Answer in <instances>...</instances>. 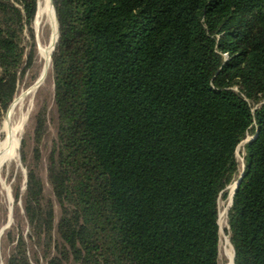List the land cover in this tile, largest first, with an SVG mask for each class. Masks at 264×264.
<instances>
[{
	"label": "trees",
	"instance_id": "trees-1",
	"mask_svg": "<svg viewBox=\"0 0 264 264\" xmlns=\"http://www.w3.org/2000/svg\"><path fill=\"white\" fill-rule=\"evenodd\" d=\"M38 1L0 0V123L42 72ZM54 4V91L23 136L4 264H223L241 175L235 264H264V0Z\"/></svg>",
	"mask_w": 264,
	"mask_h": 264
},
{
	"label": "rangeland",
	"instance_id": "rangeland-1",
	"mask_svg": "<svg viewBox=\"0 0 264 264\" xmlns=\"http://www.w3.org/2000/svg\"><path fill=\"white\" fill-rule=\"evenodd\" d=\"M51 15H52L51 10L48 6L47 0H39L38 6H37V14H36V18L34 21L33 28H34V31H35V34L37 37L39 63L42 64V72H41L40 77L43 76L45 68H46V60H45V57L41 55V49H47V48L51 47L52 39H53V36L55 34V28H54V24H53V20H52ZM59 30H60V27H59ZM52 57H53V54H51V66H50V69L48 71L47 78H49V76L51 75V69H52V63H53ZM31 87L26 89L24 86V83L18 84L19 94L14 99L12 104L15 102V100L20 99V97L24 93H27ZM40 88H41V92L43 95L51 93L52 91H54L53 80L49 79L47 82H44ZM38 90H37V92H38ZM37 92H36V94H37ZM36 94L31 95L29 93L28 95H31V96H28L26 98L25 102L23 104H21L19 106V108L16 109V111L13 115V120H12L13 123H16L19 120V118L23 112H26V113L28 112V119H27V123H26L25 128H24V131H23L22 135L20 136L21 148L19 146V148L12 153L8 163L3 167L2 173H1V180L2 181L0 180V184H1V187H0V226H1L0 233L2 232V230L4 228H6V227H7L6 229L10 228L14 222V207L16 205V201H15V198L13 195L12 184L14 183V179H15L16 174L20 171L23 173V176H24L22 190L26 189L25 185L27 183V170L23 166L22 160L20 161V156H21V151H22L23 136L25 134L26 127L28 125L30 114L35 107ZM12 104L10 105V107L12 106ZM10 107L8 108V110L6 112H4L3 118H2L1 123H0V156L2 154L1 146L4 143V140L6 139V134L4 132V129H5V123L7 122L8 117L11 113V111H10V113H8ZM256 108L257 107H255L254 110ZM249 138H251V137H248V139ZM246 141L243 142L237 149V158H238L239 162L241 163L242 167L244 166L243 146L246 144ZM235 184L236 183H234L233 185H231L229 187V189H230L229 198L224 199V200L222 199L220 201V219H219L220 226H221L220 258H221L223 264H232V253H234V249L232 247V244L230 242V239H229V236L227 233V229H228L227 217H228V209H229V206L231 203V196H232V192L234 190ZM18 205L21 206V202H19ZM11 217H12L13 221H12V224L10 226H8L9 222L11 220ZM4 221H5V225L3 226ZM0 264H4V258L2 256V236L0 238Z\"/></svg>",
	"mask_w": 264,
	"mask_h": 264
},
{
	"label": "bare ground",
	"instance_id": "bare-ground-1",
	"mask_svg": "<svg viewBox=\"0 0 264 264\" xmlns=\"http://www.w3.org/2000/svg\"><path fill=\"white\" fill-rule=\"evenodd\" d=\"M47 3H48V6L51 10V14H52L51 16H52V20H53V24H54V28H55V34H54L53 39H52L51 47L47 48V49H41V55L44 56L45 60H46V68H45L43 76L45 74H47V76H48V71H49L50 66H51V54L53 52V44L58 39V22L56 19V15H55L54 9L52 8V6L50 4V0H47ZM45 82H46V80H45ZM36 92L37 91H32V92H30V94L33 95V94H36ZM31 95L23 94L20 97L15 108H12L11 113L8 117V120L5 123L4 132L6 134V139L4 140V143L1 146L2 154L0 156V180H1V173H2L3 167L8 163L12 153L15 150H17L20 146V136L22 135V133L24 131V128H25V125H26L27 119H28V112L27 113L23 112L21 114L19 120L16 123H13L12 122L13 115H14L16 109L19 108V106L25 102L26 98L28 96H31ZM233 259H234V255H232V264H233Z\"/></svg>",
	"mask_w": 264,
	"mask_h": 264
},
{
	"label": "water",
	"instance_id": "water-1",
	"mask_svg": "<svg viewBox=\"0 0 264 264\" xmlns=\"http://www.w3.org/2000/svg\"><path fill=\"white\" fill-rule=\"evenodd\" d=\"M50 4H51L52 8L54 9V12H55V15H56V19H57V22H58L57 13H56L55 5H54V0H50ZM59 35H60V30H59V22H58V39H57L56 42L53 44V52H52V54L54 53L55 48H56V45H57V43H58V41H59ZM46 78H47V74H45L44 76H41V77L38 79V81H37V82H36V83L30 88V90H29L27 93H24V94H29V93L32 92V91H37V90L43 85V83L45 82ZM18 101H19V99L15 100V102H14V103L12 104V106L10 107L8 113H10V111H11L12 108H15V106H16L17 103H18ZM254 138H255V137H251V138H249V139L246 141V143L251 142ZM20 148H21V141H20ZM20 161H21V156H20ZM241 179H242V175H241L240 179H239V180L236 182V184H235V187H234V190H233V192H232V196H231V203H230L229 209H230V207H231L232 204H233L234 196H235V193H236V191H237V189H238V186H239V184H240ZM229 209H228V212H229ZM12 221H13V219H12V217H11V220H10L8 226H10V225L12 224ZM219 224H220V222H219ZM6 228H7V227H6ZM6 228H4V229L2 230V232L0 233V238H1L3 232H4V230H5ZM232 247H233V246H232ZM233 249H234V248H233ZM233 264H235V251H234Z\"/></svg>",
	"mask_w": 264,
	"mask_h": 264
}]
</instances>
